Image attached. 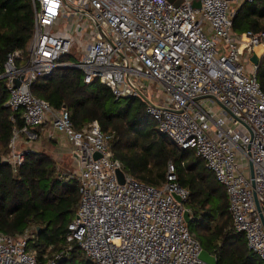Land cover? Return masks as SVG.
<instances>
[{
  "label": "built area",
  "instance_id": "2783aa9c",
  "mask_svg": "<svg viewBox=\"0 0 264 264\" xmlns=\"http://www.w3.org/2000/svg\"><path fill=\"white\" fill-rule=\"evenodd\" d=\"M233 1L32 0V39L26 51L7 56L0 72L6 105L21 111L24 121L14 127L5 160L17 171L35 151L19 149L21 139L36 140V129L48 122L73 144L79 203L68 224V250L76 242L93 264H208L184 217L189 190L171 162L160 187L139 182L115 157L113 137L97 120L76 129L68 108L55 109L32 93L39 76L60 67L80 68L86 84L97 79L116 99L144 95L158 131L195 149L226 188L233 228L264 261V90L258 79L264 31L235 32ZM83 31L90 38L84 53L63 61L75 46L74 34ZM141 78L164 94L152 100ZM31 233L0 232V264H57L65 251L41 263L28 249Z\"/></svg>",
  "mask_w": 264,
  "mask_h": 264
},
{
  "label": "trees",
  "instance_id": "16d2710c",
  "mask_svg": "<svg viewBox=\"0 0 264 264\" xmlns=\"http://www.w3.org/2000/svg\"><path fill=\"white\" fill-rule=\"evenodd\" d=\"M233 29L237 33L264 31V0H244L236 9ZM33 33L32 0H0V72L4 71L10 53L17 49L26 51ZM72 57H75L73 51L62 60L74 61ZM258 79L264 90V60ZM31 91L48 100L55 109L68 108L76 129L97 120L102 131L113 137L115 157L137 181L160 187L171 162L179 183L189 190L185 206L191 212V220L187 226L201 246L217 256L218 264H264L248 247L245 234L233 228L226 188L195 149L181 148L158 131L141 96L116 99L111 88L99 80L86 84L83 71L76 67H60L49 76H39ZM8 99L3 80L0 82V156L3 158L0 232L19 236L28 228L33 229L28 249L36 252L41 263L65 251L57 264H93L76 242L67 249L68 224L76 216L79 203V181L72 177L73 173L58 168L54 155L44 150L27 153L15 172L13 165L5 160L14 127L24 125L21 111H13L6 105Z\"/></svg>",
  "mask_w": 264,
  "mask_h": 264
},
{
  "label": "crops",
  "instance_id": "0c3cea01",
  "mask_svg": "<svg viewBox=\"0 0 264 264\" xmlns=\"http://www.w3.org/2000/svg\"><path fill=\"white\" fill-rule=\"evenodd\" d=\"M237 6L233 8L234 10L244 1L236 0ZM234 2V1H233ZM38 130V131H37ZM36 130L38 137L36 140L25 143L24 138L21 139L20 144L25 147H30L35 150V152H40L42 147H45L50 151L56 160H61L64 157H72L75 161V170L72 173L76 172L78 161L74 154V146L69 141V139L62 133L57 132L50 122L44 124L41 127H38ZM23 137V136H22ZM42 138V139H41ZM23 148V147H22ZM65 173H68L65 172Z\"/></svg>",
  "mask_w": 264,
  "mask_h": 264
},
{
  "label": "rangeland",
  "instance_id": "374dc122",
  "mask_svg": "<svg viewBox=\"0 0 264 264\" xmlns=\"http://www.w3.org/2000/svg\"><path fill=\"white\" fill-rule=\"evenodd\" d=\"M237 1L235 0L234 2H232V8H235L237 6ZM91 24L94 26V23L91 22ZM62 28H68V24L65 23L64 25H62ZM74 36L76 37L75 39V46L73 47V53L75 54V57L73 58L72 57V60L76 61L79 59L80 57V54L84 53V47L85 45L90 41V38L85 34V32L83 31V33L81 35H78V34H74ZM247 57L244 58L245 61H247L246 59ZM252 65L249 64V68H251ZM136 82L138 81V79L136 77H132ZM142 79V83L141 85L143 86V90L144 92L152 99V100H155V98L152 96V94L154 93H158V95H162L164 94L163 90L160 89L157 84H154V83H151L150 81L146 80L145 78H141ZM150 129V128H149ZM148 129V130H149ZM147 131V130H146ZM42 139V138H41ZM22 146L19 148L21 149ZM47 151V152H50L48 151L45 147H42L40 149V151ZM58 162V168H60L61 170H68V172H73L75 170V161L72 157H64L63 159L61 160H57ZM33 231V229H32ZM203 248V247H202Z\"/></svg>",
  "mask_w": 264,
  "mask_h": 264
},
{
  "label": "water",
  "instance_id": "95a60500",
  "mask_svg": "<svg viewBox=\"0 0 264 264\" xmlns=\"http://www.w3.org/2000/svg\"><path fill=\"white\" fill-rule=\"evenodd\" d=\"M195 4V6H197V7H200V3L199 2H195L194 3ZM252 61L254 62V63H259V59H258V57L256 56V55H254V56H252ZM15 84L16 85H19L20 84V80L19 79H16L15 80ZM141 95V94H140ZM145 100H147V98L144 96V95H141ZM97 157L99 156V154H97L96 155ZM3 161V158H2V156H0V163ZM119 173V176H120V180H121V182H124V178H123V174H122V171H119L118 172ZM252 176H253V172H252ZM179 199V198H178ZM257 205H258V209H259V211L261 212V205H260V203H259V201H257ZM261 215H262V219H263V222H264V217H263V214L261 213ZM184 217H185V220L187 221V222H190V220H191V212H190V210L189 209H186L185 210V212H184ZM199 258L202 260V261H204V262H206V263H208V264H218V258H217V256L216 255H214V254H212V253H210L208 250H206L205 248H202L201 249V251H200V253H199Z\"/></svg>",
  "mask_w": 264,
  "mask_h": 264
}]
</instances>
